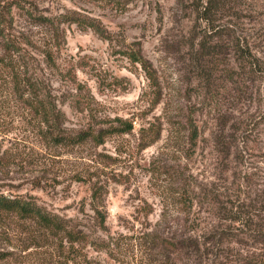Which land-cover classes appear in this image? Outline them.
I'll list each match as a JSON object with an SVG mask.
<instances>
[{
    "label": "rangeland",
    "instance_id": "obj_1",
    "mask_svg": "<svg viewBox=\"0 0 264 264\" xmlns=\"http://www.w3.org/2000/svg\"><path fill=\"white\" fill-rule=\"evenodd\" d=\"M203 4L0 0L21 42V53L3 60L0 37V189L32 196L89 241L229 227L253 264H264V243L250 236L264 228V0H241L209 20L248 39L252 66L228 49L230 37H209ZM205 38L221 48L202 68ZM29 79L50 90L67 132L97 137L51 142ZM188 118L198 126L193 140ZM89 241L0 216V264H76L83 252L134 263Z\"/></svg>",
    "mask_w": 264,
    "mask_h": 264
},
{
    "label": "trees",
    "instance_id": "obj_2",
    "mask_svg": "<svg viewBox=\"0 0 264 264\" xmlns=\"http://www.w3.org/2000/svg\"><path fill=\"white\" fill-rule=\"evenodd\" d=\"M241 0H204L202 5V17L207 20L206 32H210L209 37L228 36L227 47L239 54L244 63L253 65L255 54L253 46L248 39L237 35L234 29L225 26H216L210 21H214V16L223 11H230L240 4ZM9 8L0 9V37L4 42L3 52L9 56L1 59L13 60V56L21 53V42L12 34L13 24L8 18ZM237 12H235V15ZM210 20V21H209ZM209 21V22H208ZM221 45L205 38L199 44V54L197 64L202 68L213 61V57L218 53ZM205 77V76H204ZM42 81L29 79L28 85L32 92V104H35L38 114L44 119L48 127L45 136L55 144H73L82 141L89 136L97 137L93 132L78 131L71 134L64 127L65 114L57 103L51 98L50 90L42 85ZM191 129L192 140L198 136V126L193 119L188 118ZM128 127H131L129 124ZM0 157V166L2 165ZM41 182L40 177H36ZM15 215L22 218H30L40 222L50 230L64 231L67 238L72 242L80 239L89 241V235L85 231H78L77 234L71 230L62 219L56 214L46 211L30 195L13 194L0 189V216ZM104 214L100 211V227L107 230ZM186 233V234H185ZM188 232H172L164 234L158 230H133V232L108 233L106 236H98L88 243L96 251L104 250L114 260L120 261L123 257H131L129 261L133 264H186L188 259L191 264H253L254 256L249 255L243 246H239V233L234 232L229 227L211 228L208 231H200L191 228ZM78 235V236H77ZM77 236V238H75ZM256 241L264 243V228H256L250 234ZM131 251V252H130ZM73 260L76 261V256ZM80 259L76 264H110L106 259L91 256L87 252L80 254ZM124 260V259H122Z\"/></svg>",
    "mask_w": 264,
    "mask_h": 264
}]
</instances>
